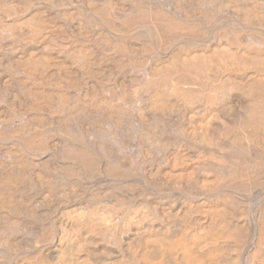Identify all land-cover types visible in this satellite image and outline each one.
I'll return each mask as SVG.
<instances>
[{
	"label": "bare ground",
	"instance_id": "bare-ground-1",
	"mask_svg": "<svg viewBox=\"0 0 264 264\" xmlns=\"http://www.w3.org/2000/svg\"><path fill=\"white\" fill-rule=\"evenodd\" d=\"M0 264H264V0H0Z\"/></svg>",
	"mask_w": 264,
	"mask_h": 264
}]
</instances>
